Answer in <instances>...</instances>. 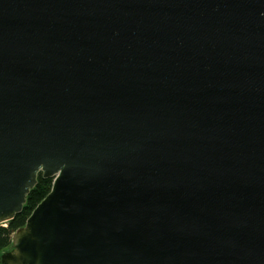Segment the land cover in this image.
Listing matches in <instances>:
<instances>
[{
	"label": "water",
	"instance_id": "water-1",
	"mask_svg": "<svg viewBox=\"0 0 264 264\" xmlns=\"http://www.w3.org/2000/svg\"><path fill=\"white\" fill-rule=\"evenodd\" d=\"M0 264H264V0H0Z\"/></svg>",
	"mask_w": 264,
	"mask_h": 264
},
{
	"label": "trees",
	"instance_id": "trees-1",
	"mask_svg": "<svg viewBox=\"0 0 264 264\" xmlns=\"http://www.w3.org/2000/svg\"><path fill=\"white\" fill-rule=\"evenodd\" d=\"M51 183V178H44L41 173H38L36 183L26 195L21 211L16 213L12 219L4 222L5 225L0 224V253L9 248L12 233L25 223L32 209L50 190Z\"/></svg>",
	"mask_w": 264,
	"mask_h": 264
},
{
	"label": "rangeland",
	"instance_id": "rangeland-1",
	"mask_svg": "<svg viewBox=\"0 0 264 264\" xmlns=\"http://www.w3.org/2000/svg\"><path fill=\"white\" fill-rule=\"evenodd\" d=\"M3 225H5V224L3 223Z\"/></svg>",
	"mask_w": 264,
	"mask_h": 264
}]
</instances>
